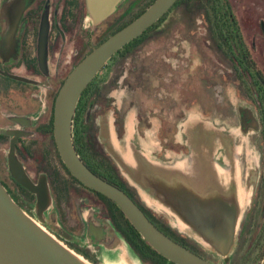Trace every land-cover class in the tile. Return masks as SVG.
Segmentation results:
<instances>
[{
    "label": "flooded vegetation",
    "instance_id": "af4514ba",
    "mask_svg": "<svg viewBox=\"0 0 264 264\" xmlns=\"http://www.w3.org/2000/svg\"><path fill=\"white\" fill-rule=\"evenodd\" d=\"M155 1L120 0L95 18L89 0H0V181L94 264H104L108 250L116 262L176 264L148 248L112 199L71 172L55 137L56 101L70 74ZM71 135L82 162L175 242L215 264H262L264 0H177L84 89ZM195 156L238 172L232 188L249 195L229 258L182 229L139 182L146 159L191 164ZM42 184L47 204L34 191Z\"/></svg>",
    "mask_w": 264,
    "mask_h": 264
},
{
    "label": "water",
    "instance_id": "95a60500",
    "mask_svg": "<svg viewBox=\"0 0 264 264\" xmlns=\"http://www.w3.org/2000/svg\"><path fill=\"white\" fill-rule=\"evenodd\" d=\"M176 1L156 0L143 14L80 62L57 98L55 137L62 159L71 172L87 186L112 199L156 251L176 264H215L175 242L158 229L123 190L92 172L79 158L71 135L73 116L84 89L115 53L159 20ZM119 2L89 0V5L95 18H104L115 10ZM198 160L174 165H152L146 161L139 182L151 187L153 203L177 217L182 229L192 231L193 236L206 247L229 258L249 195L240 187L232 188V180L237 181L238 172L221 168L207 157ZM10 167L20 179L13 159ZM34 191L39 194V201L47 204L49 193L45 185ZM0 264L94 263L68 247L24 211L0 181ZM114 264L130 263L121 260Z\"/></svg>",
    "mask_w": 264,
    "mask_h": 264
},
{
    "label": "rangeland",
    "instance_id": "374dc122",
    "mask_svg": "<svg viewBox=\"0 0 264 264\" xmlns=\"http://www.w3.org/2000/svg\"><path fill=\"white\" fill-rule=\"evenodd\" d=\"M144 158V157H143ZM195 158H196V156L195 157H193V159L192 160H195ZM144 159H146V158H144ZM146 161H150V160H148V159H146ZM196 161H199L198 159H196ZM157 164H161V163H157ZM137 183V182H136ZM138 184V183H137ZM139 185V184H138ZM143 187H147V186H143ZM151 191H152V189H151ZM151 191H149V196L148 197H152L153 195H151ZM147 197V195L145 196V198ZM109 251V253H108V255H107V257L105 258V259H103V261H104V264H114L116 261H114L113 260V256L115 255L112 251H110V250H108ZM87 259V258H86ZM90 261V260H89ZM125 261H127L128 263H130V264H138L133 258H127V259H125ZM91 262V261H90Z\"/></svg>",
    "mask_w": 264,
    "mask_h": 264
},
{
    "label": "trees",
    "instance_id": "16d2710c",
    "mask_svg": "<svg viewBox=\"0 0 264 264\" xmlns=\"http://www.w3.org/2000/svg\"><path fill=\"white\" fill-rule=\"evenodd\" d=\"M122 212V211H121ZM123 213V212H122ZM128 219V218H127ZM128 221H129V219H128ZM130 223V222H129ZM130 226H131V228L134 230V232H135V234L137 235V236H139L141 239H143L142 238V236H141V234L139 233V231L135 228V226L132 224V223H130ZM143 241L144 242H147L146 240H144L143 239ZM147 245H148V248L149 249H151L152 251H155L156 252V250L150 245V244H148L147 243ZM149 249H148V251H149ZM157 254L161 257V258H164L165 260H168L167 258H165L162 254H160V253H158L157 252Z\"/></svg>",
    "mask_w": 264,
    "mask_h": 264
}]
</instances>
